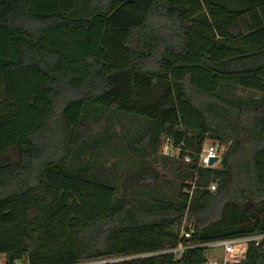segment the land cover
I'll list each match as a JSON object with an SVG mask.
<instances>
[{
    "label": "trees",
    "instance_id": "obj_1",
    "mask_svg": "<svg viewBox=\"0 0 264 264\" xmlns=\"http://www.w3.org/2000/svg\"><path fill=\"white\" fill-rule=\"evenodd\" d=\"M119 114L146 120L136 154L169 137L194 158L209 139L221 162L174 158L176 201L159 197L154 165L123 191L116 170L71 166L94 123ZM185 217L197 244L264 233V0H0L5 264H202L204 246L141 256L176 245ZM243 264H264V241Z\"/></svg>",
    "mask_w": 264,
    "mask_h": 264
},
{
    "label": "rangeland",
    "instance_id": "obj_2",
    "mask_svg": "<svg viewBox=\"0 0 264 264\" xmlns=\"http://www.w3.org/2000/svg\"><path fill=\"white\" fill-rule=\"evenodd\" d=\"M238 97H247L250 92L235 90ZM99 116V115H98ZM95 135L91 140H87L81 149L76 152L71 159V166L76 167L81 164L91 163L103 165L111 170H116V178L110 179L119 191H123V179L129 173L136 171L141 165L151 164L156 166L165 174V179L161 183L159 197L167 201H176L180 189L178 178V162L167 159L162 147L155 154L147 157L136 154L127 148L128 142L139 135L146 126V120L132 115L119 114L111 120L100 117L95 123ZM109 136H105V134ZM145 202L151 199L147 192H140ZM209 258H220L222 251L219 247H209L206 251ZM6 256L0 254V264L6 263ZM104 261H87L80 264H99Z\"/></svg>",
    "mask_w": 264,
    "mask_h": 264
},
{
    "label": "built area",
    "instance_id": "obj_3",
    "mask_svg": "<svg viewBox=\"0 0 264 264\" xmlns=\"http://www.w3.org/2000/svg\"><path fill=\"white\" fill-rule=\"evenodd\" d=\"M161 147L165 156L174 158H182L186 162H190L194 159L199 167H216L220 164L222 154L225 150V146L215 140L207 139L201 150L194 153V158L190 154V150L185 148L184 142L175 143L171 138L165 137L161 143ZM212 157H218V160L214 164L210 165L209 161ZM217 188L216 183H211L209 189L215 191ZM196 225L192 220L185 217L182 220L180 227V240L171 247H166L160 252L146 253L141 256H149L159 253L173 254L177 259H181L185 252L197 247H219L222 251L220 258H209L202 264H243L247 257V252L250 242H255L259 245L264 241V233L254 234L238 238H226L206 244H197L191 239L194 236ZM15 264H29L27 260H19Z\"/></svg>",
    "mask_w": 264,
    "mask_h": 264
},
{
    "label": "water",
    "instance_id": "obj_4",
    "mask_svg": "<svg viewBox=\"0 0 264 264\" xmlns=\"http://www.w3.org/2000/svg\"><path fill=\"white\" fill-rule=\"evenodd\" d=\"M218 160V157H212L209 161V164L212 165L214 164V162H216Z\"/></svg>",
    "mask_w": 264,
    "mask_h": 264
}]
</instances>
